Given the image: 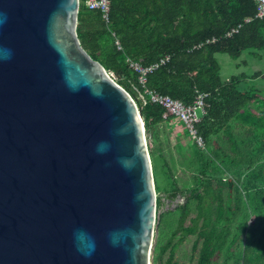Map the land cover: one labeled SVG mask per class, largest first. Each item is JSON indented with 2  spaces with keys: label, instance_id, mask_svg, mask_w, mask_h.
Here are the masks:
<instances>
[{
  "label": "water",
  "instance_id": "1",
  "mask_svg": "<svg viewBox=\"0 0 264 264\" xmlns=\"http://www.w3.org/2000/svg\"><path fill=\"white\" fill-rule=\"evenodd\" d=\"M79 0H0V264H152L141 111L77 35Z\"/></svg>",
  "mask_w": 264,
  "mask_h": 264
},
{
  "label": "trees",
  "instance_id": "2",
  "mask_svg": "<svg viewBox=\"0 0 264 264\" xmlns=\"http://www.w3.org/2000/svg\"><path fill=\"white\" fill-rule=\"evenodd\" d=\"M255 12L254 0H111L105 22L99 10L79 0L81 45L115 75L141 111L160 236L164 218L178 211L154 248V260L167 252L164 264H264V88L244 83L264 73L225 79L216 56L238 58L245 50L263 56L264 18L254 17ZM247 17L251 20L245 22ZM238 24L237 32L226 35ZM166 55L168 60L147 73V88L185 104L206 94L196 124L204 147L192 142L178 159L191 178L186 186L179 183L175 159L166 158L161 140L165 122L173 118H163V108L142 95L137 73L126 62L130 57L150 65ZM190 236L191 261L175 260L176 247Z\"/></svg>",
  "mask_w": 264,
  "mask_h": 264
},
{
  "label": "rangeland",
  "instance_id": "3",
  "mask_svg": "<svg viewBox=\"0 0 264 264\" xmlns=\"http://www.w3.org/2000/svg\"><path fill=\"white\" fill-rule=\"evenodd\" d=\"M216 56L221 66L222 76L226 77L227 75L237 74L241 71L249 75L257 70H260L262 71V73H264V54L262 57H259L256 54H252L249 50H245L238 58H232L231 56L225 53H219ZM237 63H242V64L238 65ZM113 76L114 78H116L115 75ZM251 83L254 86L256 85V87L264 88V75L254 79L253 81H251ZM163 129L164 131H162L161 140L163 142V150L165 151V155L167 156L166 158L168 160H171L170 155H172V157L175 159V170L177 169L175 174L178 178L179 183L185 186L190 185L191 178L186 169L182 170V167L179 165L178 159H180V156H182L187 149H190L193 140L191 136H189V134L186 132L183 123L178 119L169 120L168 123L165 122ZM160 181L161 183L165 182L164 179ZM160 194L163 195V192H160ZM180 200L181 199H178L177 201ZM168 203L169 201H167V204H165V206H167ZM171 205H172L171 207L174 206L173 203H171ZM158 211L160 212V210ZM177 215H178V211H175L173 215H168V218L166 219L164 218V221L167 222V226L173 224ZM157 222H158V218H157ZM167 226L163 225L162 228L163 233L161 232V236H160L159 235L160 230L157 227V223H156V232L154 235V244L151 254L152 264L165 263L167 252L161 258L154 260V254H155L154 248L156 243L158 242L159 237H160V241H163V239L166 237L167 230L169 229ZM192 240H193L192 236L187 237L182 243H180L176 247L175 256H174L175 260L181 262L191 261V256H193L191 250Z\"/></svg>",
  "mask_w": 264,
  "mask_h": 264
},
{
  "label": "built area",
  "instance_id": "4",
  "mask_svg": "<svg viewBox=\"0 0 264 264\" xmlns=\"http://www.w3.org/2000/svg\"><path fill=\"white\" fill-rule=\"evenodd\" d=\"M256 4V12L254 17L264 18V0H254ZM111 0H85V5L91 9H97L101 12L102 18L105 22L109 21V11H110ZM251 18H245V22L250 21ZM241 24L232 28L226 33V35H231L238 31ZM117 47L120 48L118 40L115 41ZM169 56L161 58L159 62H155L150 65H143L139 60L126 58V62L129 68L137 73L138 82L143 87V94L147 99L160 105L163 108V118L168 119L172 117L173 119L180 120L188 134L191 136L192 140L201 148L204 147L203 137L198 134L196 124L200 121V115L204 113V97L205 93H199L194 101L190 104H185L180 99L173 98L167 94H161L153 89H149L145 86L147 73L151 72L153 69L157 68L160 64L168 60ZM111 76L114 78L113 74ZM143 102L146 101L144 96Z\"/></svg>",
  "mask_w": 264,
  "mask_h": 264
},
{
  "label": "crops",
  "instance_id": "5",
  "mask_svg": "<svg viewBox=\"0 0 264 264\" xmlns=\"http://www.w3.org/2000/svg\"><path fill=\"white\" fill-rule=\"evenodd\" d=\"M239 67H240V66H239ZM241 72H242V71H241ZM239 73H240V72H239ZM229 76H230V75H227L226 77L224 76V78L227 79ZM251 81H253V80H251ZM251 81H250V80H249V81H244V83H246V82H247V83H251ZM251 84H252V83H251ZM255 86H256V85H255ZM260 88H262V87H260Z\"/></svg>",
  "mask_w": 264,
  "mask_h": 264
},
{
  "label": "bare ground",
  "instance_id": "6",
  "mask_svg": "<svg viewBox=\"0 0 264 264\" xmlns=\"http://www.w3.org/2000/svg\"><path fill=\"white\" fill-rule=\"evenodd\" d=\"M231 69V68H230ZM188 133V132H187ZM190 136V135H189ZM194 142V141H193ZM195 143V142H194ZM196 144V143H195ZM157 195V194H156Z\"/></svg>",
  "mask_w": 264,
  "mask_h": 264
},
{
  "label": "clouds",
  "instance_id": "7",
  "mask_svg": "<svg viewBox=\"0 0 264 264\" xmlns=\"http://www.w3.org/2000/svg\"><path fill=\"white\" fill-rule=\"evenodd\" d=\"M111 75V74H110Z\"/></svg>",
  "mask_w": 264,
  "mask_h": 264
}]
</instances>
